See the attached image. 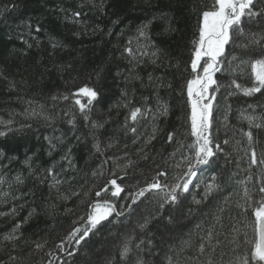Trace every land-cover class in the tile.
<instances>
[{
	"label": "trees",
	"instance_id": "trees-1",
	"mask_svg": "<svg viewBox=\"0 0 264 264\" xmlns=\"http://www.w3.org/2000/svg\"><path fill=\"white\" fill-rule=\"evenodd\" d=\"M197 3L198 0H0V12H3L0 15V120L12 118L16 121L14 127L19 129L14 136L0 138V149L20 161L25 155L34 161L32 169L13 163L8 175L14 179L19 173L24 182L13 184L12 188L7 184L0 187V213L10 212L13 207L17 209L14 216L0 215V264H9L10 255L17 257L10 264H45L48 259L45 251H51L75 226L74 221L85 215L89 200L100 199L94 193L104 184L109 165H104L105 177H94L92 173L100 169L106 158L124 157L127 153L119 164L122 166L129 159L135 162L122 181L126 188L137 186V181L140 185L150 181L158 165L168 171V182H172L177 170L164 160L170 159L172 153L177 161L182 153L189 154V145L194 140L189 134L186 94H182V88L190 71V50L196 29L193 6ZM13 4L14 10L4 12L6 5L11 8ZM75 12L82 15L76 18ZM29 23L33 29L39 26L41 31L30 32ZM144 25L155 45L152 50L157 52L156 62L144 58L133 65L124 49L144 46L146 41L138 36V29ZM77 32L79 37L74 35ZM22 33L29 37L34 47L29 49L21 44L18 37ZM53 42L60 46L53 48ZM217 75L224 85L234 78L228 72ZM238 82L249 86L245 76L239 77ZM86 85L101 93L99 103L90 114L92 121L104 123V128L95 132L96 138L92 130L84 126L78 112L76 128L71 127L70 116L63 115L65 109L70 110V115L73 110L68 101L51 99L53 95L70 94ZM124 90L137 105L147 97L153 108L157 99L168 108L166 116L157 113L154 122L157 138L148 146V160L142 159L143 153L139 152L143 136L133 144L131 134H124L122 126L128 111L122 107L125 101L121 92ZM226 91L221 88L217 94L219 104L214 109L212 129L214 142L220 143L223 150L217 152L211 168L198 169L193 181L197 187L190 186L189 193L182 194L178 204L167 205L162 215L155 198H143L139 207L133 205L135 211L129 213L125 209L123 216L112 219L111 223L105 221V226L79 250L72 249L74 256L61 253L65 264H101L114 259L121 241L139 232L145 220L149 221L148 235L154 241L156 253L160 254L156 259H163L164 253L174 255L179 251L178 246L190 239L193 247L181 253L178 264H206L207 254L198 256L194 245L204 235L203 230L215 223L217 214L224 227L216 226L222 233L223 243L213 254L215 264H228L234 258L236 245L229 241L236 234L230 231L231 225L240 229L241 236L247 233L250 239L253 235L251 221L238 207L244 203L241 195L245 185L241 181L247 179L248 164L243 152L246 141L242 135L234 133L248 126L241 118V111L248 103L264 102V97L255 101L238 94L225 100L222 95ZM226 105H231L230 111ZM25 109L43 111L45 115L56 113V117L49 125L41 118L25 116ZM25 123L32 128H22ZM152 126L153 122L149 121L148 132ZM253 131L264 142V131ZM170 132L174 133L172 143L167 140ZM44 137H63L65 143L59 144L49 155V144ZM225 139L230 141L228 145L223 144ZM96 142L105 149L103 156L96 153L93 147ZM109 143L113 146L106 147ZM68 149H71L72 167L64 159ZM112 163L110 160L109 164ZM53 166L58 173L55 180L60 183L51 177L41 182L45 170ZM2 171L5 169L0 167ZM213 176L219 187L204 198V184L212 182ZM247 187L251 193L256 192L251 182ZM13 192L19 199L13 201ZM196 200L201 202L197 204ZM220 208L224 209L222 213ZM16 223L21 224V238L13 242L16 245L13 251V246L4 242L3 236ZM80 223L82 225L83 221ZM45 240L48 242L45 251L35 250L33 242Z\"/></svg>",
	"mask_w": 264,
	"mask_h": 264
},
{
	"label": "snow or ice",
	"instance_id": "snow-or-ice-1",
	"mask_svg": "<svg viewBox=\"0 0 264 264\" xmlns=\"http://www.w3.org/2000/svg\"><path fill=\"white\" fill-rule=\"evenodd\" d=\"M15 7L14 4L11 8L6 5L4 12H10ZM193 12L196 16V29L193 33L190 50L188 66L190 71L182 88V94H186V108L188 109L186 120L190 129L189 134L194 138L189 145V154L182 153L181 158L177 161L175 153H172L170 159L164 160L166 164L171 162V166L177 170L171 183L168 182V171L160 169L158 165L150 181L146 180L142 185L137 181V186L132 188H126L122 181L127 175V169L132 167L135 162L129 159L124 165L119 164V161L124 159L127 153L124 154V157L106 158L100 169L92 173L94 177H105L104 165H109L104 184L94 193L95 197L100 199L87 202L85 215L74 221L75 226L60 238L59 243H56L51 251H45L48 243L46 240L43 243L33 242L35 250L45 251V255L48 257L45 264H65L60 256L61 253L66 252L68 256H74L75 252L72 249L79 250L82 244H86L91 236H94L102 226H105V221L111 223L112 219L123 216L125 209L129 213L135 211L133 205L139 207L143 203V198L149 200L155 198L158 203V212L162 215L167 205L178 204L180 196L189 193L190 186L197 187L193 181L198 176V169L211 168L215 163L217 152L223 150L220 143L214 142L212 135L214 109L219 104L217 94L221 92V88L227 90L226 94L222 95L225 100L229 96L238 94L254 98L255 101H260V98L264 97V0H198V3L193 6ZM0 15H3V12H0ZM81 15L80 12L73 13L76 18ZM27 28L30 32L39 33L41 31L39 26L33 29L30 23ZM146 29L147 25L138 29V36L146 41L143 47L133 48L130 46L124 49L129 62L133 65L139 64L144 58H148L152 63L156 62L157 52L152 50L155 45L151 43ZM74 35L79 37L80 33L77 32ZM18 39L22 45H26L29 49L35 46L23 33ZM131 43L129 41L130 45ZM58 46H60L58 43H52L53 48ZM225 72L233 74L234 77L227 85H224L217 75L218 73L223 75ZM241 76L247 77L249 86L245 87L238 82ZM149 80L151 81L152 77H149ZM121 96L125 101L122 107L128 110L122 126L124 134L125 136L131 134L133 144L143 136V146L139 152L143 153L142 159L148 160L150 159L148 146L157 138V128L154 123L157 113L166 116L168 108L166 105L160 104L159 99L153 108L148 104L147 97L144 98L142 104L137 105L133 98H130L127 90L122 91ZM81 98L84 100L82 101ZM51 99L53 101H68L73 106L71 115L69 109H65L63 112V115L70 116L68 123L73 129L76 128V112L84 121V126L92 130L94 138H96L95 132L104 128V123H97L90 119L95 104L99 103L101 99L99 89L86 85L70 92V94L53 95ZM28 103L31 106V102ZM226 109L230 111L231 105H226ZM24 114L41 118L49 125L56 117V113L45 115L43 111L37 112L35 109L31 111L25 109ZM241 118L247 122V129L239 128L234 135L240 134L245 138L246 147L243 148V152L248 168L246 169L247 179L241 181L245 185L241 195L244 203L239 204L238 207L251 221L253 235L250 239L247 233L241 236L240 229L235 224L231 225L230 231L236 235L232 236L229 243L236 245V248L233 249L234 258L228 264H264V142H261L253 131L254 129L264 131V102L248 103L247 107L241 111ZM225 120H227V113ZM149 121L153 122L150 132L146 128ZM15 124L16 121L12 118L0 120V126H2L0 127V138L14 136L19 131L14 127ZM21 127L31 129L32 125L25 123ZM173 137L174 133H168L169 143L173 142ZM75 138L81 139L80 136H75ZM44 139L49 144V155L56 151L59 144L65 143L63 137H44ZM229 143L228 139L223 141L224 145ZM236 143L240 144L241 142L237 141ZM112 146L109 143L106 147ZM93 147L96 153L104 155L105 149L101 148L99 142L94 143ZM70 153L71 149H68L64 159L68 166L72 167ZM110 160L114 163L109 164ZM13 163H21L29 169L34 168L32 157L25 155L20 161L18 157L9 155L6 150L0 149V167L5 169L0 172V187L7 184L9 188H12L13 184L24 182L19 173L14 179L8 175L12 171ZM57 175L55 166L49 167L45 170V176L41 182L49 177L55 180ZM215 179L213 176L212 182L204 184V198H207L214 189L219 187L215 183ZM55 182L60 183L58 180ZM250 182L256 187L255 193H251L247 187ZM75 194L81 195V193ZM4 195L7 196L8 193ZM12 199L15 201L19 197L15 196L13 192ZM200 202V200L195 201L197 204ZM223 211V208L219 209V212ZM15 214H17L15 207L11 208L10 212L0 213V215L6 216ZM31 215L32 212L29 213V216ZM168 218L170 221L172 220L171 216ZM81 221H83L82 225ZM148 224V220L141 223L139 232H136L135 235L129 234L121 241L116 257L106 262L102 261L101 264H178V257L181 253L186 248L193 247L189 239L178 246L179 251L174 255L164 253L163 259H156L160 254L156 253L154 241L148 235ZM217 225H220V228L224 227L219 214L215 217V223L203 230L204 235L194 245L198 256L203 257L207 254L206 264H215L213 254L223 243L220 239L222 233L217 231ZM20 228L21 224L16 223L3 236V241L11 244L13 251L16 247L13 242H17L21 238ZM70 245L71 247H69ZM150 257L152 258L150 259ZM16 260V256H9V264Z\"/></svg>",
	"mask_w": 264,
	"mask_h": 264
}]
</instances>
